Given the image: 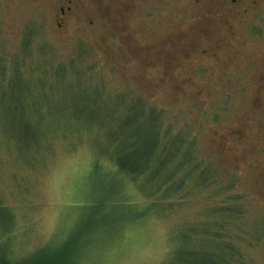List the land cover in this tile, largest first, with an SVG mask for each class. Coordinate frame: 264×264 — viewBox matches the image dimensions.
Wrapping results in <instances>:
<instances>
[{
    "label": "rangeland",
    "instance_id": "rangeland-1",
    "mask_svg": "<svg viewBox=\"0 0 264 264\" xmlns=\"http://www.w3.org/2000/svg\"><path fill=\"white\" fill-rule=\"evenodd\" d=\"M80 1L59 27L64 0H0V254L179 264L184 230L204 249L220 231L232 264H264V0L240 19L227 0ZM136 102L195 146L206 186L160 199L119 169L109 121Z\"/></svg>",
    "mask_w": 264,
    "mask_h": 264
},
{
    "label": "trees",
    "instance_id": "trees-1",
    "mask_svg": "<svg viewBox=\"0 0 264 264\" xmlns=\"http://www.w3.org/2000/svg\"><path fill=\"white\" fill-rule=\"evenodd\" d=\"M30 35H26L28 41ZM125 109L126 114L132 117L131 123H129L130 118L122 122V115L115 118L112 115V118H109L110 125L107 133L109 146L114 148L112 150L114 160L123 173L132 179L143 178L140 187L147 192V195H150L148 189L155 187L158 191L163 190L160 199H167L168 194L178 192L188 181L194 186L208 184L207 181L211 178L214 169L208 164L202 166L203 163L193 157L195 152L193 144L184 142L179 135L170 136L168 130L163 132L158 127L161 121L158 112L150 110L149 114H145L146 107L140 102H136L129 108L126 106ZM149 119L152 120L150 127L146 126L149 124ZM225 187L229 188V186ZM218 211L227 218H230L231 214L232 216L237 214L234 204L219 208ZM186 231L184 230L180 236L184 244L182 249L177 251L179 264H232L231 256L234 251L232 252L228 244L222 246L220 231L213 238L207 234L209 239L205 238L204 243L208 249H204L203 243L197 244L203 242L200 237H204L205 234L191 230H188L186 234ZM188 243H193V246L187 247ZM80 247L81 245H75L74 248L79 252ZM219 249L225 250L227 254H219L217 252ZM49 252L51 251L39 250L19 261H12L0 254V264H72L67 258L69 255H54Z\"/></svg>",
    "mask_w": 264,
    "mask_h": 264
},
{
    "label": "flooded vegetation",
    "instance_id": "flooded-vegetation-1",
    "mask_svg": "<svg viewBox=\"0 0 264 264\" xmlns=\"http://www.w3.org/2000/svg\"><path fill=\"white\" fill-rule=\"evenodd\" d=\"M246 1L251 8H254L261 0H227L226 2H223V4H225L222 5V9L228 14V16L240 19L249 12L248 7L245 6ZM80 3V0H64L63 4L58 7L56 20L59 27H63V24L67 23L66 21L69 19V16H71L70 14H75L76 9L79 8V6L82 7ZM222 24L225 25L226 34L230 36L234 35V24L228 22L227 19L223 21Z\"/></svg>",
    "mask_w": 264,
    "mask_h": 264
}]
</instances>
